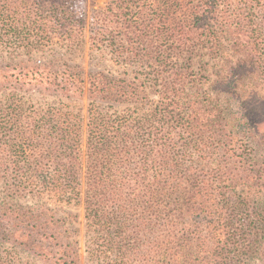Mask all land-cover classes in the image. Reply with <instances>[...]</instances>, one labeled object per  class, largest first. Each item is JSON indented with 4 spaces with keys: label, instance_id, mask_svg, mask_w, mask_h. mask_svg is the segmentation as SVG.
Listing matches in <instances>:
<instances>
[{
    "label": "trees",
    "instance_id": "trees-1",
    "mask_svg": "<svg viewBox=\"0 0 264 264\" xmlns=\"http://www.w3.org/2000/svg\"><path fill=\"white\" fill-rule=\"evenodd\" d=\"M80 1L0 0V44L28 53L83 44ZM105 11L106 37L123 41L119 57L140 56L154 72L137 82L104 71L53 79L44 64L0 67V180L10 195L0 236L56 264H81L55 214L18 202L48 195L84 205L89 253L101 264H234L256 252L264 208L252 210V180L218 156L235 119L214 106L194 66L196 56L226 49L250 57L215 89L246 106L264 157V61L255 57L264 56V0H108ZM21 91L60 101L35 107ZM85 95L87 118L69 102ZM107 101L142 106L121 114L101 110Z\"/></svg>",
    "mask_w": 264,
    "mask_h": 264
},
{
    "label": "rangeland",
    "instance_id": "rangeland-1",
    "mask_svg": "<svg viewBox=\"0 0 264 264\" xmlns=\"http://www.w3.org/2000/svg\"><path fill=\"white\" fill-rule=\"evenodd\" d=\"M108 0H81L78 4V11L84 15L86 21L85 41L83 44L75 46H67L64 42L50 44L48 46H40L34 48L30 53L27 49L21 48L16 52L12 49L0 44V67L4 70L25 66H40L44 64L47 71L52 75L53 79L70 76L71 74H80L82 71H104L105 73L116 76L118 78L125 77L130 80L137 81V77L145 76V74L154 72L148 67L143 58L135 57L129 60L119 57L116 48L123 43L116 44L106 37L109 31H103L105 23L106 3ZM117 40H121L119 32H116ZM120 36V37H119ZM123 50V49H122ZM125 56L128 54L125 53ZM252 57V56H251ZM264 61V56H255ZM128 58V57H127ZM249 56H242L227 50L217 56H196L197 63L194 66L195 76L200 84H204L202 88L210 94V98L218 109L224 115L231 116L235 120L231 128L223 133V147L219 153V158L224 160H233L231 164L235 174L244 175L252 180V191L250 204L253 205L252 210L260 207L264 208V174H262L263 156L258 145V140L262 137L256 133L255 124L247 119L248 109L245 105H239L237 99L231 92L216 91L215 84L226 79L232 73L233 68L244 60H249ZM138 60H141L138 62ZM259 72L264 77V62ZM9 65V66H7ZM263 69V70H262ZM157 88L149 87L151 95ZM202 89V90H203ZM20 97L28 100L35 107L48 106L59 100L58 95L48 91L43 92H27L21 91ZM149 98H152L149 96ZM148 98V99H149ZM232 98V99H230ZM3 93L0 91V105H4ZM58 99V100H57ZM60 101V100H59ZM69 102L75 107L76 111L81 110L86 116L91 100L85 95L82 97L71 98ZM140 104H116L113 102H102L100 109L124 113L125 111H135ZM230 114V115H228ZM256 154L258 158L255 157ZM256 159V161H253ZM0 169L4 167L0 166ZM260 170V171H259ZM242 188V186H240ZM239 186L237 188L240 189ZM10 201V195L5 189L3 180H0V204ZM26 209L35 207L45 210L50 215L55 214V220L58 223L65 224V229H69V240L72 242V248L78 247L81 264H101L98 259H92L89 253V247L94 235L87 229L85 224V209L81 204L56 203L50 199L48 195L27 196L18 200ZM52 211H51V209ZM50 209V210H49ZM50 215H47L50 217ZM64 232V228H61ZM77 249V248H76ZM256 252L244 254L242 258L234 264H264V237L257 244ZM0 263L4 264H56L54 257H49L39 250H31L16 246L7 237L0 236Z\"/></svg>",
    "mask_w": 264,
    "mask_h": 264
}]
</instances>
